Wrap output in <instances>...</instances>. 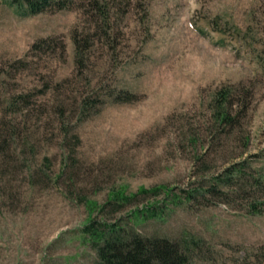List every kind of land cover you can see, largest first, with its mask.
Wrapping results in <instances>:
<instances>
[{
    "label": "rangeland",
    "instance_id": "1",
    "mask_svg": "<svg viewBox=\"0 0 264 264\" xmlns=\"http://www.w3.org/2000/svg\"><path fill=\"white\" fill-rule=\"evenodd\" d=\"M90 1H0V264H95L82 227L135 210L187 264H264V0Z\"/></svg>",
    "mask_w": 264,
    "mask_h": 264
},
{
    "label": "trees",
    "instance_id": "2",
    "mask_svg": "<svg viewBox=\"0 0 264 264\" xmlns=\"http://www.w3.org/2000/svg\"><path fill=\"white\" fill-rule=\"evenodd\" d=\"M14 6L17 14L21 17L35 16L49 9H65L66 0H0ZM87 3L96 5V1L87 0ZM94 3V4H93ZM79 51V45L76 42ZM218 99L217 119L225 122L229 117L223 108L227 94L221 93ZM151 194L155 195L156 189ZM149 190L142 189L139 193L125 197L122 194L116 198L120 202L115 204L124 206L131 199L138 195L149 194ZM145 216L156 217V213L150 210L149 213L135 210L129 215L127 224H122L120 219L116 221L89 220L81 229L91 248L96 254L95 264H187L189 254L187 249L178 243L163 237L141 236L133 227L134 223Z\"/></svg>",
    "mask_w": 264,
    "mask_h": 264
}]
</instances>
